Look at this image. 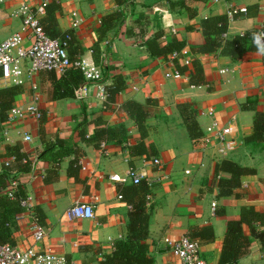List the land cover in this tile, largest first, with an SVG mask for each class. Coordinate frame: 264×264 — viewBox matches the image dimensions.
Masks as SVG:
<instances>
[{"label":"crops","instance_id":"crops-1","mask_svg":"<svg viewBox=\"0 0 264 264\" xmlns=\"http://www.w3.org/2000/svg\"><path fill=\"white\" fill-rule=\"evenodd\" d=\"M55 1L60 5L55 28L71 35L69 53L99 66L103 77L87 83L81 94L54 99L48 71L40 70L30 77L25 74L18 81L0 76V88L18 86L11 107L30 103L35 84L42 113L41 119L7 120V135L0 138V175L6 171L5 164L14 160L15 150L31 162L30 171L19 175L27 202L8 226L12 242L7 243L19 247L33 244L29 227L33 210L38 209L42 224L48 228L38 247L65 256L69 264H101L114 251L115 242L129 235L130 205L118 197L117 187L133 183L131 169L143 173L145 182L152 181L147 185L150 198L146 202L149 219L145 242L153 264H177L168 238L191 235L192 228L207 225L212 227L213 237L200 239V256L205 264H218L227 222L239 219L244 207H253L262 215V222L242 225L244 234L251 236L252 228L264 232V140H246L253 132L255 112H264V47L253 44L249 34L264 25V8L258 7V0H186L187 8L175 10L169 8L167 0H126L124 5L117 0ZM39 2L0 1V42L19 30V7L26 4L35 9ZM249 5L256 7L255 15L227 13L231 7ZM117 10L126 11L125 19L99 34L102 16ZM219 15L228 18L221 39L245 38V50L236 58L222 46L209 53L193 51L205 39L202 21ZM158 31L162 44L171 40L185 43L173 57L185 67L178 77L173 76L177 67L172 57L153 56L145 46V40ZM195 60L202 66L198 83L191 80ZM116 76L123 78L124 87L109 102L108 93L101 96L97 85L103 83L107 88ZM127 100L141 103L147 112L146 153L142 155L130 152V146L141 138L123 108ZM98 117L108 126H122L127 131L122 138L104 141V152L79 135L80 129L86 136L92 135ZM187 122L194 124V134L199 136L189 134ZM213 125L233 128L234 150L220 155L215 145L200 146L196 139ZM154 157L160 164L152 162ZM80 159L87 163L86 170L81 169ZM223 159L247 167L238 185L231 182L229 171L217 170ZM109 175H118L120 180L113 181ZM1 187L0 195L8 190ZM76 201L92 202L93 217L69 218L66 210ZM233 264H264L260 240L252 237L248 252Z\"/></svg>","mask_w":264,"mask_h":264},{"label":"trees","instance_id":"trees-1","mask_svg":"<svg viewBox=\"0 0 264 264\" xmlns=\"http://www.w3.org/2000/svg\"><path fill=\"white\" fill-rule=\"evenodd\" d=\"M169 8L175 10L177 8H187L186 0H167ZM204 1V0H194ZM126 0H117L118 4L124 5ZM60 9V5L57 1L50 0L45 6L44 18L40 19V23L43 26L44 31L51 37L65 38L66 35H71L68 32H57L55 12ZM191 9V8H190ZM256 13L255 6H247L245 13L235 12L233 16L239 14L252 16ZM126 17V11L117 10L107 13L102 16L101 23L102 28L99 34L105 33L110 28L119 25ZM203 33L205 39L203 44L194 48L195 53H209L215 51L222 46V50L229 54L231 57H238L244 50L245 38L243 36H236L231 40H223L221 36L227 31L228 18L224 15L206 18L202 21ZM161 32L158 31L152 38L145 40V46L153 56L171 57L173 53L181 51L185 43L179 40H171L165 44L160 43L159 37ZM70 39L68 44L70 43ZM223 44L221 45V43ZM254 44V43H253ZM256 45V44H255ZM96 50L94 47L93 52ZM69 53V51H68ZM72 54V53H71ZM69 53L71 61L78 58L72 56ZM175 61L177 70L183 71V68ZM195 67V73L191 76V80L194 83L202 80V66L195 60L193 62ZM48 71V70H44ZM53 79V92L52 97L54 99L74 97L76 92L81 91L86 82L83 78L80 66H70L64 74H56L53 71H48ZM194 77L196 79H194ZM124 87V80L121 76H116L112 85L107 86L108 101H113L114 96ZM18 91V86H10L0 88V121L5 122L7 120V110L11 108V103L14 95ZM123 108L127 114L134 120L137 125V129L140 134V140L138 143L130 146L131 154L142 155L146 153V146L143 140L147 136L146 118L147 112L143 109L142 104L135 100H127L123 103ZM42 118V117H41ZM40 118V119H41ZM95 128L94 132L90 136H86L83 129L79 130L80 138L87 143L93 144L99 148L101 142L122 138L126 134L125 128L122 126L111 127L108 126L105 121L100 117L94 120ZM187 128L191 136H199L200 134H194V124L187 122ZM250 142H262L264 140V112L257 111L253 117V132L246 137ZM15 158L11 163L5 164L6 171L0 175L2 181L1 189L8 188V190L0 195V243L12 242L8 235V226L13 223V218L16 213L21 212L24 209L23 201L27 199V194L22 187L19 175L20 173H27L31 169V162L27 158V155L15 150ZM78 157V156H77ZM76 162V159L73 160ZM78 167V166H76ZM227 170L231 173V182L233 185H238V178L241 174H244L248 169L241 166L231 160L223 159L218 165L217 170ZM14 174H11L13 173ZM10 173V174H9ZM9 174V175H8ZM13 179L18 180V184L11 191V181ZM118 192L121 198L127 201L130 205V211L128 213V229L129 235L124 240H117L115 242V249L111 254H108L101 261V264H153L154 259L148 254V244L145 242L148 235V219L149 213L146 208V195L148 193V186L145 180H141L138 183H131L129 185H118ZM11 191V195H10ZM37 216L39 223L42 224V215L38 209L33 210ZM262 222V215L255 211L253 207H244L241 210L240 218L237 220H229L227 222L226 231L223 237L222 247L219 255L218 264H233L238 259L248 252L252 237H256L260 240L262 249L264 251V232H257L252 228L251 236H247L243 232L242 225L244 223L252 225V222ZM191 236L198 237L199 239H211L213 237V229L211 226L194 227L191 229Z\"/></svg>","mask_w":264,"mask_h":264},{"label":"built area","instance_id":"built-area-1","mask_svg":"<svg viewBox=\"0 0 264 264\" xmlns=\"http://www.w3.org/2000/svg\"><path fill=\"white\" fill-rule=\"evenodd\" d=\"M48 1L40 0L39 5L35 9L22 4L16 11V14L21 17V25L17 32H14L11 36L0 42V76L18 81L21 76L27 74L30 77L33 73L40 70L64 74L70 66L78 65L80 66L84 80L88 83H96L103 77L102 69L97 65L86 64L81 58L71 61L68 53L69 35H66L65 38L51 37L44 31L40 23V17L45 14V6ZM257 4L259 8H264V0H258ZM235 12L245 13L246 6L231 7L227 10L230 16L234 15ZM249 34L252 43L264 47V25L250 30ZM26 41H29V43L25 44ZM176 55L177 52L173 53L171 57L173 58ZM167 75L169 74L167 73ZM173 76H180V72L175 70ZM97 86L101 96L105 97L107 93L105 85L99 83ZM32 89L34 90L32 101L25 106L11 107L8 111V121L27 116L36 119L42 117L41 110L37 104L39 99L37 86L32 84ZM7 120L5 122L0 121V138L7 135ZM208 131L206 135L196 139L200 141L201 147L215 145L220 155L235 149L237 141L231 135L233 132L231 126L216 127L213 125L208 128ZM24 138L29 139V136L25 135ZM104 146L105 143L103 141L99 147L101 152L105 151L103 150ZM152 162L160 164V160L157 157H154ZM79 163L82 170L87 169L86 162L80 159ZM129 176L133 183H138L145 175L135 169H131ZM109 179L113 181L120 180L118 175H109ZM146 183L148 186L152 185L151 180L146 179ZM17 184L18 180L13 179L10 190L12 191ZM118 197H121V195H118ZM149 198L150 195L147 194V203ZM26 202L27 200L23 201L24 207ZM93 209L92 202L76 201L67 208L66 214L69 218H91L94 214ZM214 209L215 202L212 203V210ZM29 230L33 241V244L30 246L19 247L10 243H0V264H69L65 256L42 250L38 247L37 244L47 235L48 228L39 223L34 212ZM167 245L171 253L177 258V264H205V261L200 256L201 240L199 238L183 234L177 238H168Z\"/></svg>","mask_w":264,"mask_h":264},{"label":"rangeland","instance_id":"rangeland-1","mask_svg":"<svg viewBox=\"0 0 264 264\" xmlns=\"http://www.w3.org/2000/svg\"><path fill=\"white\" fill-rule=\"evenodd\" d=\"M247 143H252V142L248 141ZM253 145H254V144H253Z\"/></svg>","mask_w":264,"mask_h":264}]
</instances>
